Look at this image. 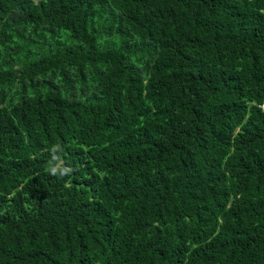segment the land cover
<instances>
[{
    "label": "trees",
    "instance_id": "16d2710c",
    "mask_svg": "<svg viewBox=\"0 0 264 264\" xmlns=\"http://www.w3.org/2000/svg\"><path fill=\"white\" fill-rule=\"evenodd\" d=\"M0 264H264V0H0Z\"/></svg>",
    "mask_w": 264,
    "mask_h": 264
}]
</instances>
